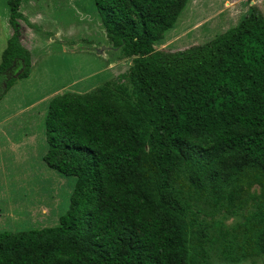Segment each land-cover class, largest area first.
<instances>
[{
  "label": "trees",
  "instance_id": "16d2710c",
  "mask_svg": "<svg viewBox=\"0 0 264 264\" xmlns=\"http://www.w3.org/2000/svg\"><path fill=\"white\" fill-rule=\"evenodd\" d=\"M187 1L92 0L130 65L48 100L43 161L76 179L69 208L56 226L0 232V264H208L231 218L264 264V16L253 5L205 44L156 49ZM21 3L7 0L0 100L32 69Z\"/></svg>",
  "mask_w": 264,
  "mask_h": 264
},
{
  "label": "rangeland",
  "instance_id": "374dc122",
  "mask_svg": "<svg viewBox=\"0 0 264 264\" xmlns=\"http://www.w3.org/2000/svg\"><path fill=\"white\" fill-rule=\"evenodd\" d=\"M264 0H188L162 51H183L222 34ZM21 44L32 56L28 79L0 100V232L53 227L69 208L74 177L47 168L44 114L48 100L65 91L87 93L127 72L131 59L108 43L92 0H22ZM11 35L7 0H0V58ZM19 72L18 66L13 74ZM208 217L222 214L204 206ZM242 220H224L212 236L208 264H262L247 255ZM245 256V257H243Z\"/></svg>",
  "mask_w": 264,
  "mask_h": 264
}]
</instances>
